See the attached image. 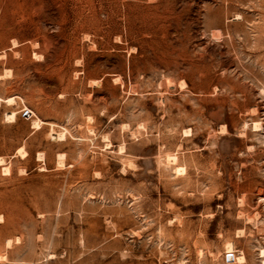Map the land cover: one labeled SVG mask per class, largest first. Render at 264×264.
I'll return each instance as SVG.
<instances>
[{
    "label": "rangeland",
    "instance_id": "374dc122",
    "mask_svg": "<svg viewBox=\"0 0 264 264\" xmlns=\"http://www.w3.org/2000/svg\"><path fill=\"white\" fill-rule=\"evenodd\" d=\"M8 97L0 264L262 263L264 0H0Z\"/></svg>",
    "mask_w": 264,
    "mask_h": 264
},
{
    "label": "bare ground",
    "instance_id": "6f19581e",
    "mask_svg": "<svg viewBox=\"0 0 264 264\" xmlns=\"http://www.w3.org/2000/svg\"><path fill=\"white\" fill-rule=\"evenodd\" d=\"M4 102V103H6L7 105H11V104H13V98L12 97H8V98H5V99H1L0 98V104H1V102ZM15 112H10V113H8V114H5V117H6V119L7 120H9V121H11V122H13V121H15ZM40 125H41V121L40 120H33L32 121V128L33 129H37V128H39L40 127ZM254 125V124H253ZM258 126V125H257ZM254 129L255 130H258V129H256V126L254 125ZM63 138V135L62 134H55V136H54V139H62ZM61 157H62V155H60ZM62 162V161H61ZM60 162V163H61ZM3 164V160H2V157L0 158V165H2ZM4 172H8L9 171V169L7 168V167H3V169H2ZM184 170H183V168L182 167H175L174 168V172H176L178 175H180V174H183L184 172H183ZM9 173V172H8ZM225 254L228 256V258L230 259V261L231 262H233V263H242L243 262V260H244V258L242 257V256H238V257H236L234 254H233V247H232V244H230V243H227L226 244V246H225ZM259 257H261L262 258V263L261 264H264V250H261V252H260V256ZM228 259V260H229Z\"/></svg>",
    "mask_w": 264,
    "mask_h": 264
},
{
    "label": "built area",
    "instance_id": "2783aa9c",
    "mask_svg": "<svg viewBox=\"0 0 264 264\" xmlns=\"http://www.w3.org/2000/svg\"><path fill=\"white\" fill-rule=\"evenodd\" d=\"M30 115H31V112L29 111V110H23L22 112H21V117L23 118V119H29L30 118Z\"/></svg>",
    "mask_w": 264,
    "mask_h": 264
}]
</instances>
